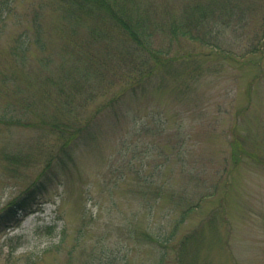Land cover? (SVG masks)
<instances>
[{
	"label": "rangeland",
	"instance_id": "1",
	"mask_svg": "<svg viewBox=\"0 0 264 264\" xmlns=\"http://www.w3.org/2000/svg\"><path fill=\"white\" fill-rule=\"evenodd\" d=\"M199 2L213 14L195 34L211 45L169 36L168 18L182 22ZM131 5L144 10L154 46L191 55L170 80L136 90L122 78L130 42L115 35L114 57L97 56L109 48L93 31L97 17L70 26L59 0H0V211L48 165L60 142L52 123L93 118L101 132L50 168L32 211L0 230V264H83L103 250L159 264L162 248L141 230L160 234L191 202L175 244L189 231L199 237L182 264H264V0ZM23 33L43 49L21 56ZM175 250L162 264H180Z\"/></svg>",
	"mask_w": 264,
	"mask_h": 264
},
{
	"label": "trees",
	"instance_id": "2",
	"mask_svg": "<svg viewBox=\"0 0 264 264\" xmlns=\"http://www.w3.org/2000/svg\"><path fill=\"white\" fill-rule=\"evenodd\" d=\"M131 1L133 0H59V2L63 3L66 7L65 17L69 20L70 24H73L70 26H76L83 14L97 17L98 26H95L93 31H95L97 36L101 35L106 38V43L109 46L105 53L97 56H101L103 59L111 56L114 57L112 50L120 46L117 45L118 42L121 44V41L131 43L134 52L122 56L127 62L126 70L122 78L126 79V84L129 88L136 90L138 87H143L144 84L156 77H163V82L170 80L171 76L174 75L173 66L177 63L176 61L180 60L178 64L185 63L190 59L191 55L189 52L175 54L169 52V47L154 46V40L147 32L146 23L144 21V10H142L139 5L132 7ZM190 10L191 16L183 19L182 22L176 20L174 17L168 18L166 22L167 34L176 38L181 35L188 39L199 40L205 45H211L204 41L202 36L196 35L195 33L196 30L199 31L198 26L205 24L209 20V16L213 14V11L210 12L211 10L209 7L200 2L196 3L195 8L191 7ZM100 30L107 33H100ZM36 35H38V32ZM115 35L118 36L121 41L117 39ZM88 38L94 39V37L90 35H88ZM32 39L33 40H31L26 33L18 35L17 40L19 41L16 47L21 52V56L26 54L29 46L34 43L38 45L41 50L43 49L44 43L37 40L40 39L38 36ZM214 48H218V45H214ZM186 72L191 73L190 78L196 74L193 70L190 71L189 69ZM182 81L184 82V80ZM186 83L185 81L183 84L187 85ZM170 85H172V81ZM115 98L113 97L111 99L110 105L114 103V100H116ZM115 110L116 109H114V111ZM78 119L79 118H69L67 120L65 119V121H62L60 124L52 123L56 129L50 126V128L53 129L51 132L56 134L57 140H60V142L54 152L49 156L47 160L48 165L36 178V181L1 209L0 230H4L6 227L18 223L22 216L32 211V207L37 204L41 193L46 190L49 181H51L52 176L50 168L70 161L80 143L93 140L95 135L99 136L101 132L98 129L99 124L96 122L97 119L85 118L82 122H79ZM237 160L238 156L236 155L234 159L235 163ZM141 179L143 185L148 186L146 188H149L150 185L153 184L150 177L147 179L145 176H141ZM196 205L197 202L188 204L184 210H182L179 218L175 217L172 219V224L164 226L160 234L153 233L150 230H141L140 234H142V239L146 242L159 244L162 248L158 260V262H160L159 264H162L166 259V254L170 246L176 248L177 253L175 250V259L177 263L182 264L187 243L193 242L197 239L198 235L189 231L180 235L178 242L175 244L177 227L188 212ZM63 238L64 237L59 238L58 243L62 242ZM47 248L51 249V246ZM198 251L196 246L195 252L197 255ZM102 254L106 255H97L95 260L87 261L83 264H115V262L116 264H127L125 259H120L112 250H103ZM194 258L195 256L190 260V264L193 263ZM193 264H198V262ZM201 264H204V261Z\"/></svg>",
	"mask_w": 264,
	"mask_h": 264
}]
</instances>
